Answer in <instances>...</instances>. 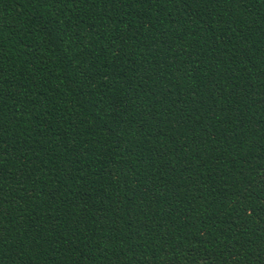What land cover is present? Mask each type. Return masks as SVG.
Listing matches in <instances>:
<instances>
[{"label": "trees", "instance_id": "obj_1", "mask_svg": "<svg viewBox=\"0 0 264 264\" xmlns=\"http://www.w3.org/2000/svg\"><path fill=\"white\" fill-rule=\"evenodd\" d=\"M0 264H264V0H0Z\"/></svg>", "mask_w": 264, "mask_h": 264}]
</instances>
